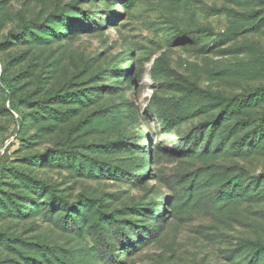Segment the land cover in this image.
<instances>
[{
	"label": "rangeland",
	"instance_id": "obj_1",
	"mask_svg": "<svg viewBox=\"0 0 264 264\" xmlns=\"http://www.w3.org/2000/svg\"><path fill=\"white\" fill-rule=\"evenodd\" d=\"M263 126L264 0H0V264H264Z\"/></svg>",
	"mask_w": 264,
	"mask_h": 264
},
{
	"label": "trees",
	"instance_id": "obj_2",
	"mask_svg": "<svg viewBox=\"0 0 264 264\" xmlns=\"http://www.w3.org/2000/svg\"><path fill=\"white\" fill-rule=\"evenodd\" d=\"M2 85L8 91V93H10V88L7 86V82L2 81ZM223 99L226 100L227 104L238 103L240 105H244V103H246V102L250 103V101L252 100L250 93L239 94V95L232 97V98L224 97ZM54 117H56V115H54ZM253 137H254L253 145L255 147L259 148L260 145H263L264 144V126L258 127V128L255 127ZM70 149H72V147ZM49 152L50 151H48L47 154ZM56 155L57 156L60 155V157L58 159L62 160V162H64V163H68L71 165V163H74L75 161H77L78 166H79V164L82 166V164H81L82 158L79 154H76L74 152V150H62V151L60 150V151H57ZM72 156H73V159H72ZM91 161H93V160H91ZM99 165H100V167H103L101 165V163ZM80 167H79V169H80ZM64 202L66 205H69L70 208L72 207V206H70V203L68 201L64 200ZM263 249H264V247H263Z\"/></svg>",
	"mask_w": 264,
	"mask_h": 264
}]
</instances>
